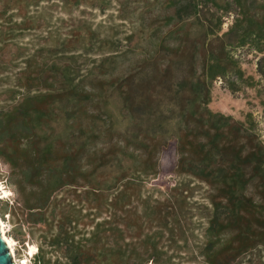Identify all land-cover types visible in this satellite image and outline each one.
<instances>
[{
	"label": "trees",
	"instance_id": "trees-1",
	"mask_svg": "<svg viewBox=\"0 0 264 264\" xmlns=\"http://www.w3.org/2000/svg\"><path fill=\"white\" fill-rule=\"evenodd\" d=\"M34 1L0 0V13L28 9ZM169 1V21H184V3L196 14L188 0ZM232 1L242 18L225 34L184 35L175 46L160 44L164 56L155 55L151 70L146 71L147 56L140 73L131 69L112 76L100 69L105 77L100 82H86L93 71L79 78L74 63L52 59L57 51H73L70 46L80 36L33 53L16 46L5 56L8 41L0 31V164L17 196L7 205L20 231L18 240L37 241L32 264H117L121 258H108L102 244L107 220L98 218L110 206L106 186L129 174L186 178L177 189L183 199L191 197L190 184L204 188L207 242L202 255L208 264L262 260L264 144L253 123L248 127L209 107L212 83L241 74L231 49L264 34V6ZM16 16L23 21L12 31L32 25ZM232 33L233 45L226 41ZM108 57L114 56H104L101 64ZM234 85L229 86L233 92ZM114 100L120 103L116 121L108 111ZM64 191L76 203L89 202L97 220L82 221L75 202L58 198Z\"/></svg>",
	"mask_w": 264,
	"mask_h": 264
},
{
	"label": "rangeland",
	"instance_id": "rangeland-1",
	"mask_svg": "<svg viewBox=\"0 0 264 264\" xmlns=\"http://www.w3.org/2000/svg\"><path fill=\"white\" fill-rule=\"evenodd\" d=\"M76 1L36 0L28 9L11 8L4 14L0 13V31L8 41L4 55L13 52L16 46L33 53L41 46L67 43L80 36L70 46L73 51L63 52V55L57 51L52 59L61 64L74 63L75 74L79 78H85L93 71L86 82H100L105 78L98 74L100 69L118 76L131 69L137 70L144 58L150 56L147 57L151 62L146 71L151 70L157 64L155 55L164 56L160 53L163 51L160 44L175 46L184 35L191 39L201 38L207 33L223 35L242 18L232 0H188L196 6V14H190L189 3H184L183 15L188 16L181 23L167 20L166 17L173 14V9H168L169 0ZM250 1H254L256 6H264V0ZM18 14L32 22L24 32L12 31L14 23L23 21L16 16ZM226 41L236 44V34H230ZM88 44L93 47L92 51L85 49ZM231 52L241 74L212 83L209 107L248 127L253 123L264 144V34L260 38L248 39L244 47H234ZM110 55L117 59L108 57L101 64L100 60ZM159 64L165 66L161 61ZM232 83L235 84L234 92L229 88ZM119 108L120 103L115 100L108 106L109 115L115 121ZM116 124L119 126V122ZM182 182H188V179L157 180L129 174L121 183L106 186L105 201L110 206L98 220H107L102 244L108 258L120 257L117 264H208L202 255L207 242V220L202 209V204L207 203L204 188L190 184L191 197L183 199L177 191ZM120 190L123 195L119 196L117 192ZM14 191L7 177V168L0 164V219L4 223L5 234L14 241L17 264H32L37 241L22 243L18 240L20 231L15 227L16 221L10 216L7 205L17 198ZM58 198L76 203L69 191L60 193ZM76 207L82 221L90 223L97 220L90 211L89 202L76 203ZM177 214L178 219L175 218ZM118 247L120 256L117 255ZM261 256L262 260L240 262L264 264V252Z\"/></svg>",
	"mask_w": 264,
	"mask_h": 264
},
{
	"label": "water",
	"instance_id": "water-1",
	"mask_svg": "<svg viewBox=\"0 0 264 264\" xmlns=\"http://www.w3.org/2000/svg\"><path fill=\"white\" fill-rule=\"evenodd\" d=\"M0 264H17L12 250L3 236L0 223Z\"/></svg>",
	"mask_w": 264,
	"mask_h": 264
},
{
	"label": "bare ground",
	"instance_id": "bare-ground-1",
	"mask_svg": "<svg viewBox=\"0 0 264 264\" xmlns=\"http://www.w3.org/2000/svg\"><path fill=\"white\" fill-rule=\"evenodd\" d=\"M0 223H1V228H2V232H3V236H4L5 239L7 240L8 244H9L11 250H12V253H13L14 257H15V260H16L15 249H14V241L11 240V239H9V238L7 237V235L5 234L4 223L2 222L1 219H0ZM16 262H17V260H16Z\"/></svg>",
	"mask_w": 264,
	"mask_h": 264
},
{
	"label": "crops",
	"instance_id": "crops-1",
	"mask_svg": "<svg viewBox=\"0 0 264 264\" xmlns=\"http://www.w3.org/2000/svg\"><path fill=\"white\" fill-rule=\"evenodd\" d=\"M210 104V103H209Z\"/></svg>",
	"mask_w": 264,
	"mask_h": 264
}]
</instances>
